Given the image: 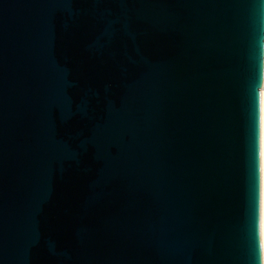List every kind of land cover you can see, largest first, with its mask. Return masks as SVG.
Instances as JSON below:
<instances>
[{"label":"water","instance_id":"water-1","mask_svg":"<svg viewBox=\"0 0 264 264\" xmlns=\"http://www.w3.org/2000/svg\"><path fill=\"white\" fill-rule=\"evenodd\" d=\"M264 0H0V264H262Z\"/></svg>","mask_w":264,"mask_h":264},{"label":"bare ground","instance_id":"bare-ground-1","mask_svg":"<svg viewBox=\"0 0 264 264\" xmlns=\"http://www.w3.org/2000/svg\"><path fill=\"white\" fill-rule=\"evenodd\" d=\"M260 121H261V138L262 123H264V81L260 93ZM262 151V146H261ZM260 243L262 264H264V159L261 156V211H260Z\"/></svg>","mask_w":264,"mask_h":264},{"label":"snow or ice","instance_id":"snow-or-ice-1","mask_svg":"<svg viewBox=\"0 0 264 264\" xmlns=\"http://www.w3.org/2000/svg\"><path fill=\"white\" fill-rule=\"evenodd\" d=\"M261 146H262L261 156H262V159H264V123H262Z\"/></svg>","mask_w":264,"mask_h":264}]
</instances>
